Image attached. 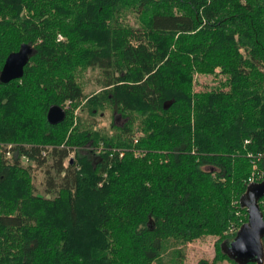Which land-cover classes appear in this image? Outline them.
<instances>
[{
    "label": "trees",
    "instance_id": "trees-1",
    "mask_svg": "<svg viewBox=\"0 0 264 264\" xmlns=\"http://www.w3.org/2000/svg\"><path fill=\"white\" fill-rule=\"evenodd\" d=\"M25 44L0 82V264H183L204 236L197 264H242L221 245L252 165L264 182V0H0V69ZM196 74L224 81L195 92ZM80 107L122 123L95 130Z\"/></svg>",
    "mask_w": 264,
    "mask_h": 264
},
{
    "label": "water",
    "instance_id": "water-1",
    "mask_svg": "<svg viewBox=\"0 0 264 264\" xmlns=\"http://www.w3.org/2000/svg\"><path fill=\"white\" fill-rule=\"evenodd\" d=\"M31 54L32 48L26 44L22 45L17 52L10 53L0 69V82L8 83L21 78L23 67L28 63ZM63 117L64 112L59 107H51L47 112V121L53 125L59 123ZM70 162H72L71 159ZM263 195L264 182L250 183L239 199V205L246 210L247 221L239 227L232 241L221 245V250L235 262L264 263L261 242L264 237V219L259 208V200Z\"/></svg>",
    "mask_w": 264,
    "mask_h": 264
},
{
    "label": "rangeland",
    "instance_id": "rangeland-1",
    "mask_svg": "<svg viewBox=\"0 0 264 264\" xmlns=\"http://www.w3.org/2000/svg\"><path fill=\"white\" fill-rule=\"evenodd\" d=\"M99 74L96 70L88 69L80 74V77L78 79V82L80 85H82L85 96H91L103 89L102 85L99 84L97 79H99ZM224 81V78L222 76L215 77L213 75H194L193 76V90L196 91H205L213 86H216L218 83ZM101 110H98L97 112H94L93 115L86 112V108L81 107L80 109L74 110V115L77 119L84 120L83 117L87 116V119H92L93 121V129H107L108 132H111L110 129V123L115 121L116 124H121L122 119L119 117H116V119L111 118V114L109 113L107 109L103 110L102 113H100ZM112 122V123H113ZM100 148L96 151L99 152ZM247 156H250V154H247ZM9 157V156H8ZM74 157V152H70L69 156L63 163V166L66 167L68 165V160L72 159ZM252 159V158H251ZM254 159V158H253ZM250 160V162H253L254 160ZM23 165L26 164V162L22 161ZM48 163V161H47ZM46 163V164H47ZM254 164V163H253ZM255 164L252 165V173L248 179H252L253 181L257 180L255 172ZM32 183L35 187V192L37 193H43L44 192V168H35L33 167V171L31 173ZM246 211V210H245ZM247 214V213H246ZM237 216L240 214L237 212ZM239 229V228H238ZM236 225L231 224L227 230V235H232L236 231ZM216 237L214 236H204L201 237L193 242H190L185 247V256L183 258V264H197L200 260H206L210 262L215 255V247H216ZM155 264V263H153ZM217 264H230L228 261L224 260Z\"/></svg>",
    "mask_w": 264,
    "mask_h": 264
},
{
    "label": "built area",
    "instance_id": "built-area-1",
    "mask_svg": "<svg viewBox=\"0 0 264 264\" xmlns=\"http://www.w3.org/2000/svg\"><path fill=\"white\" fill-rule=\"evenodd\" d=\"M248 183H252L253 182V180L252 179H248V181H247Z\"/></svg>",
    "mask_w": 264,
    "mask_h": 264
},
{
    "label": "bare ground",
    "instance_id": "bare-ground-1",
    "mask_svg": "<svg viewBox=\"0 0 264 264\" xmlns=\"http://www.w3.org/2000/svg\"><path fill=\"white\" fill-rule=\"evenodd\" d=\"M137 139V138H136Z\"/></svg>",
    "mask_w": 264,
    "mask_h": 264
}]
</instances>
